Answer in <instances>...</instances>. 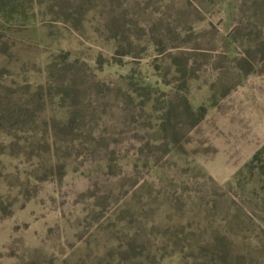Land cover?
Instances as JSON below:
<instances>
[{"label": "rangeland", "instance_id": "rangeland-1", "mask_svg": "<svg viewBox=\"0 0 264 264\" xmlns=\"http://www.w3.org/2000/svg\"><path fill=\"white\" fill-rule=\"evenodd\" d=\"M0 264H264V0H0Z\"/></svg>", "mask_w": 264, "mask_h": 264}, {"label": "trees", "instance_id": "trees-1", "mask_svg": "<svg viewBox=\"0 0 264 264\" xmlns=\"http://www.w3.org/2000/svg\"><path fill=\"white\" fill-rule=\"evenodd\" d=\"M11 144H12V146L14 145L12 141H11Z\"/></svg>", "mask_w": 264, "mask_h": 264}]
</instances>
